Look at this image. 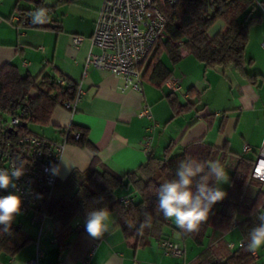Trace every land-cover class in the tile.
<instances>
[{
    "label": "crops",
    "instance_id": "crops-1",
    "mask_svg": "<svg viewBox=\"0 0 264 264\" xmlns=\"http://www.w3.org/2000/svg\"><path fill=\"white\" fill-rule=\"evenodd\" d=\"M262 1L255 0L252 14L261 16V20L250 27L244 51V71L257 77L255 83L232 65L206 68L183 52L182 59L175 64L166 55L161 58L171 70V76L179 78L176 91L166 82L156 87L145 80L138 90L123 88L121 77L85 66L89 51H96L90 46L89 37L101 0H0V68L13 64L21 74L32 78L45 72L80 85L83 91L77 109L71 112L57 106L48 124L34 133L60 141L62 128L68 125L76 130L86 129L100 161L118 174L135 170L149 154L162 155L170 143L175 145L176 153L192 142L203 140L217 148L225 146L236 154L255 158L264 138V47L261 46L264 12L259 5ZM37 2L48 10L49 21L43 26L20 24L18 17L33 10ZM222 27V22L217 21L208 31L209 37ZM74 36L83 37L80 45L73 44ZM170 93L182 105L195 100L191 93L199 101L174 115L167 100ZM203 107L205 110L199 112ZM143 108L149 109V113L139 117ZM150 127H153L152 140L146 149L143 139ZM245 144L251 148L248 153L242 151ZM92 155L86 147L66 143L62 158L67 165L60 159L56 183L63 182L73 170H85ZM52 194L57 197L56 187ZM112 214L115 223L99 239L90 237L76 219L73 232L64 244L52 236L50 225L48 237L42 240L44 221L38 224L37 235L35 229L29 233L23 231L24 223L35 225L30 214H25L17 220L30 241L13 257L0 254V264H26L34 257L36 244L42 252L38 264H177L179 259L163 252L160 246L163 239L180 243L184 264H192L201 249L196 246L188 250L187 239H181L176 225L169 220L161 239L151 240L145 246L137 245L134 237H124L117 215ZM45 219L49 221L47 216ZM235 219L239 222L241 217ZM223 239L227 244L232 243L230 249L234 250L243 235L234 226ZM253 258L252 264H264V247Z\"/></svg>",
    "mask_w": 264,
    "mask_h": 264
},
{
    "label": "trees",
    "instance_id": "trees-1",
    "mask_svg": "<svg viewBox=\"0 0 264 264\" xmlns=\"http://www.w3.org/2000/svg\"><path fill=\"white\" fill-rule=\"evenodd\" d=\"M255 6V0H178L174 5L167 6L164 9L167 23L163 35L138 65L145 66L142 79L161 87L171 77V70L162 62V56L166 55L175 64L185 52L206 68L232 65L248 81L255 83L257 77L244 71L249 29L261 20V16L252 14ZM40 7L43 5L37 2L36 7L27 13ZM217 21H221L223 27L209 37L208 31ZM27 25L34 24L29 21ZM58 77L63 78L42 72L32 78L28 74H21L13 64L1 67L0 121L8 113H22L23 122L15 130L16 134L34 133L29 128L31 124H48L53 110L57 106L65 107L76 92L77 85L73 81L63 78L64 84H60ZM191 97L195 99L193 102L189 100L182 105L173 93L168 94L172 113L177 115L187 107L196 105L198 97L194 93H191ZM204 110L205 107L198 111ZM78 130L79 138L68 137L67 143L86 147L93 155L85 170H73L63 182L55 183L50 192L45 213L54 238L64 244L73 232L76 219L85 228L86 212L107 206L117 215L118 226L125 238L134 237L140 246H145L151 240H159L168 221L155 211V193L159 185L174 178L181 160L219 161L231 171L225 198L213 206L207 222L200 226L198 232L184 234L176 229L181 239H190L201 248L192 264L253 263V254L246 249L247 235L254 224L251 213L258 204L260 210L264 211V182L250 176L255 161L253 156L236 154L225 146L217 148L203 140L192 142L176 153L175 145L170 143L162 155L149 154L135 170L118 174L100 161L97 149L88 139L87 130ZM55 187L57 197L52 194ZM126 195L131 198L129 204L120 200ZM144 212L151 213L152 226L138 234ZM236 216L241 217L237 226L243 235L244 245L231 250L223 236L230 230ZM129 223L135 227L129 228ZM29 241L30 238L23 234L20 227L11 226L9 232L0 231V254L13 257Z\"/></svg>",
    "mask_w": 264,
    "mask_h": 264
},
{
    "label": "built area",
    "instance_id": "built-area-1",
    "mask_svg": "<svg viewBox=\"0 0 264 264\" xmlns=\"http://www.w3.org/2000/svg\"><path fill=\"white\" fill-rule=\"evenodd\" d=\"M178 0H101L89 37L90 46L96 51H89L85 66L107 70L123 80V88L139 89L143 81L145 66L138 67L144 60L155 41L163 35L167 23L164 9L174 5ZM264 12V1L260 4ZM30 13L18 17L20 24L27 25L31 21ZM83 41L82 36H74L72 42L78 46ZM264 47V41L261 42ZM60 84L64 79L57 78ZM166 84L172 91L179 88V78L171 76ZM82 88L77 85L72 101L65 103L67 110L74 112L81 100ZM149 109L143 108L138 116H146ZM23 122L22 113L6 114L0 121V169H10L13 165L24 170V175L15 181V188L0 189V196L15 194L21 197L22 208L20 218L30 214L33 224H41L46 218V208L50 192L57 181V173L51 169L58 167L67 138L78 139L80 132L71 125L62 128V140L52 141L37 133L16 134L15 130ZM153 127L148 128V134L143 139L147 149L152 140ZM249 145H243L244 153L250 152ZM251 178L264 182V138L258 147L252 166ZM120 200L129 204L131 198L126 195ZM15 218L13 227H20ZM238 221L232 220L231 227ZM243 240L238 246H243ZM160 246L166 255L179 259L177 264H184V249L178 242L163 239ZM233 248V244H228ZM253 254V253H252ZM254 255V254H253ZM42 252L36 244L35 255L26 264H38Z\"/></svg>",
    "mask_w": 264,
    "mask_h": 264
},
{
    "label": "clouds",
    "instance_id": "clouds-1",
    "mask_svg": "<svg viewBox=\"0 0 264 264\" xmlns=\"http://www.w3.org/2000/svg\"><path fill=\"white\" fill-rule=\"evenodd\" d=\"M48 10L44 7L31 12L30 18L34 25H42L49 21ZM61 160L67 165L64 159ZM58 172V167L51 169ZM24 175V170L13 165L10 169H0V189L15 188V181ZM229 180L223 165L219 161L203 162L192 158L181 160L174 178L167 180L156 189L157 203L155 211L162 214L165 220L172 221L184 234L198 232L200 226L207 222L213 206L222 201L226 192L220 187ZM103 199L102 197L100 198ZM22 200L15 194L0 196V231L9 232L15 218L21 214ZM254 224L247 235V251L255 254L264 247V211L259 204L251 213ZM115 223L112 211L107 207L93 208L86 212L85 231L99 239L109 233ZM152 226V216L144 212V221L138 234L144 228ZM129 228L135 227L128 224Z\"/></svg>",
    "mask_w": 264,
    "mask_h": 264
},
{
    "label": "rangeland",
    "instance_id": "rangeland-1",
    "mask_svg": "<svg viewBox=\"0 0 264 264\" xmlns=\"http://www.w3.org/2000/svg\"><path fill=\"white\" fill-rule=\"evenodd\" d=\"M164 60H165V58H164ZM29 128H30V130L32 132H36V131H39L41 129V126L36 125V124H31V125H29ZM224 169H225L226 173L228 174V177L230 178L231 171L229 169L225 168V167H224ZM159 181H162V179H159ZM228 184H229V180H228L227 183H224V184H222L220 186L223 191L227 192ZM24 224L26 226L23 227V231L28 232L29 230L35 229L36 230V235L38 234V228H39L38 224H35L34 226H30L27 223H24ZM49 225H50V222L48 221V219H45L44 222H43V229H42V235H43L42 238L43 239L42 240H44V238L48 237V235H49ZM186 244H187L186 246H187L188 250L191 247L197 248L196 245H194L193 242L190 239L186 240Z\"/></svg>",
    "mask_w": 264,
    "mask_h": 264
}]
</instances>
